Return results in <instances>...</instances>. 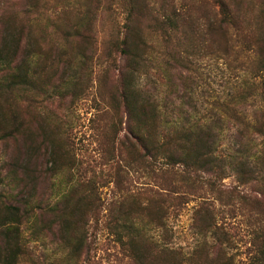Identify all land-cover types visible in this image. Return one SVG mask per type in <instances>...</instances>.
<instances>
[{"label": "rangeland", "instance_id": "374dc122", "mask_svg": "<svg viewBox=\"0 0 264 264\" xmlns=\"http://www.w3.org/2000/svg\"><path fill=\"white\" fill-rule=\"evenodd\" d=\"M228 1L236 18L227 27L229 49H224L226 40L219 6L214 0H153V15L133 21L146 30L145 36L153 45L141 82L148 88L157 87L162 104L173 106L163 101L165 94L171 88L183 90L188 85L194 88L193 103L202 116L210 111L214 117L220 116V106L226 97L243 89L248 97L241 102L249 119L257 108L264 107L263 82L254 70L252 53L264 36L260 23L264 18V0ZM87 7L94 12V35L85 41L83 53L79 43L84 40L64 38L62 28L75 24ZM167 12L178 17L180 27L169 41L152 26L157 25L155 18L161 19ZM128 13L127 3L117 0H0V105L17 107L22 121L27 120L31 128L26 136L32 154L30 166L39 177L32 201L56 202L61 195L60 181L65 184V178L72 183L80 179L89 189H97V200L87 224L86 250L90 252H84L79 264H133L115 240L110 224L117 222L124 200V210L133 208L134 194L150 178L140 163H134L132 168L127 166L126 149L119 144L127 134V114L121 101L119 107H114L111 100L113 93L119 95V69L125 63L121 51L113 48V42L123 33ZM210 24L220 29L211 35ZM19 69L33 78L10 87L13 84L9 81L10 73ZM68 75L70 79L63 81L62 77ZM181 100L174 101L179 104ZM228 118L236 120L233 115ZM229 132L233 137V124ZM54 138L57 143L63 141L69 146L72 156L75 153V166L56 176L52 172L49 142ZM260 141L257 137L258 145ZM225 142L227 148L232 140ZM28 154L24 153L21 138L0 139V194L8 203L20 189L9 184L11 170L20 172L16 160L25 162ZM203 177H191L193 183L199 184L188 196L184 208L170 214L168 232L161 235L159 231L153 232L162 243L184 254L190 255L197 245L208 241L212 258L218 255L215 236L202 235L197 227L200 196H204L214 212L212 223L222 241L221 256L232 258L230 264H248L258 219L255 199L258 185L242 184L235 175H229L216 181V187L212 188ZM127 195L129 199L125 198ZM204 211L202 207L201 212ZM22 229L27 254L20 264H64L68 249L63 247L56 226L39 233L31 222H25Z\"/></svg>", "mask_w": 264, "mask_h": 264}, {"label": "trees", "instance_id": "16d2710c", "mask_svg": "<svg viewBox=\"0 0 264 264\" xmlns=\"http://www.w3.org/2000/svg\"><path fill=\"white\" fill-rule=\"evenodd\" d=\"M117 1H125L129 7L123 33L113 42V48L121 51L125 59L123 67L119 69V95L113 93L111 96L112 105L119 107L121 101L127 114V134L119 144L126 149L127 166L132 168L134 163H140L141 169L150 178L142 182L139 189L141 195L134 194L133 208L124 210V200L117 222L113 226L109 223L115 240L133 264H205L207 261V264H230L232 258L221 256L222 241L217 236L218 228L212 223L214 212L204 196H200V225L197 227L202 235L211 233L215 236L214 246L218 249V255L212 258L208 241L197 245L190 255L184 254L162 243L160 236L157 237L153 231H159V234L168 232L170 214L179 213L184 208L188 196L193 194L195 185L199 184V181H191L192 176L209 175L203 178L214 188L216 181L235 175L242 184L258 185L255 195L258 219L254 226L248 264H264V107L257 108L249 119L241 102L248 97L243 89L226 97L220 106V116L214 117L212 111L202 116L193 103L194 88L190 89L188 85L183 90L171 88L165 94L163 101L173 103V106L162 104L157 87L148 88L141 82L143 69L148 66L149 49L153 45L145 36L146 30L139 24H133L135 19L153 15V0ZM214 1L219 6L221 30L226 40L224 49H229L227 27L236 20L230 6L232 3L228 0ZM162 7H165L164 4ZM93 15V10L87 7L84 12H80L75 24H66L62 28L64 38L84 40L79 43L83 53L86 51L85 41L94 35ZM175 16L164 13L163 18L154 19L157 25H152L156 30L159 29L162 36L169 38L168 41L180 31L179 19ZM260 23L262 35L263 17ZM208 29L212 35L220 27L210 24ZM260 39V44L253 48L252 53L254 70L261 77L264 95V36ZM171 57L174 58V55ZM70 77L68 75L62 79L66 82ZM30 78L33 77H29L24 69L10 73L9 81L13 82L10 87L25 84ZM175 99L183 101L176 104ZM229 115H233L236 120L230 121ZM231 124L235 129L233 137L229 132ZM62 128L64 132L67 130L64 126ZM30 132L28 121H22L17 107L0 105V139L21 138L24 153H29L25 162L24 159L16 160L20 172L15 168L11 170L9 184L13 188L20 187L13 201L8 203L0 194V264H20L27 254L26 237L22 229L25 222H31L39 233L53 230L56 226L63 247L68 249L64 264H79L84 252H90L86 250L87 224L97 200V189H89L80 179L72 183L65 178V184L60 181L58 193L61 195L56 202L34 203L31 194L39 177L30 166L32 154L26 141ZM257 137L261 138L259 145ZM230 139L232 143L224 148L225 141ZM49 142L53 175L68 172L75 164V153L72 156L70 147L63 141L57 143L54 138ZM65 161H70L71 165ZM125 198L129 199L128 195ZM202 207L205 208L204 212H201Z\"/></svg>", "mask_w": 264, "mask_h": 264}]
</instances>
